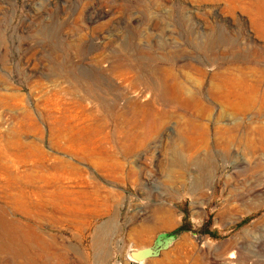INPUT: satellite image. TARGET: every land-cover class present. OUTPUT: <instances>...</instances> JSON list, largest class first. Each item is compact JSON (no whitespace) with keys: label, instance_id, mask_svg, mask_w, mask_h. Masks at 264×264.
Listing matches in <instances>:
<instances>
[{"label":"rangeland","instance_id":"rangeland-1","mask_svg":"<svg viewBox=\"0 0 264 264\" xmlns=\"http://www.w3.org/2000/svg\"><path fill=\"white\" fill-rule=\"evenodd\" d=\"M244 3L0 0V207L45 264H136L164 233L145 264H264V36Z\"/></svg>","mask_w":264,"mask_h":264},{"label":"bare ground","instance_id":"bare-ground-1","mask_svg":"<svg viewBox=\"0 0 264 264\" xmlns=\"http://www.w3.org/2000/svg\"><path fill=\"white\" fill-rule=\"evenodd\" d=\"M241 9L248 16L249 27L257 36L263 37L264 0H245V3L242 4ZM220 77L222 80L224 79V81L228 83L229 89L232 93L238 95L242 94L243 91L247 92V94L252 93L250 91L251 89L246 86L247 84H244L241 77L237 78L236 76L229 75H226L225 77L220 75ZM172 83L173 84H167L168 89L171 92L170 95L177 101L188 100L183 96L186 88L178 81H173ZM262 102H264V95ZM258 139L259 143H264L263 131L258 132ZM3 215V208L0 207V220H2V223H0V252H12L20 259L19 264H45L43 261L45 257L53 260V253L47 249L46 244L42 241L39 235L35 234V232L31 230L32 226L30 224L24 222L22 223L21 221L18 222V220L7 218ZM21 226L24 227L21 228ZM133 249L135 250V248ZM128 256V260H132L130 254ZM230 257L233 256L231 255ZM227 258H229V256ZM136 263L145 264L143 261Z\"/></svg>","mask_w":264,"mask_h":264},{"label":"water","instance_id":"water-1","mask_svg":"<svg viewBox=\"0 0 264 264\" xmlns=\"http://www.w3.org/2000/svg\"><path fill=\"white\" fill-rule=\"evenodd\" d=\"M173 241V236L168 233L160 234L150 246L137 248L130 252L134 262L144 261L149 257L157 256L161 250L166 249Z\"/></svg>","mask_w":264,"mask_h":264},{"label":"crops","instance_id":"crops-1","mask_svg":"<svg viewBox=\"0 0 264 264\" xmlns=\"http://www.w3.org/2000/svg\"><path fill=\"white\" fill-rule=\"evenodd\" d=\"M169 246H170V245H169ZM143 247H144V246H143ZM168 248H169V247H167L166 249H168ZM166 249L161 250L160 253H159L157 256L149 257V258H147L146 260L148 261V260L160 259V257L163 256V252H164Z\"/></svg>","mask_w":264,"mask_h":264},{"label":"built area","instance_id":"built-area-1","mask_svg":"<svg viewBox=\"0 0 264 264\" xmlns=\"http://www.w3.org/2000/svg\"><path fill=\"white\" fill-rule=\"evenodd\" d=\"M130 261L133 262V263H136V262H134L133 260H130ZM226 263H227V264H234L231 258H228V261H227ZM136 264H137V263H136Z\"/></svg>","mask_w":264,"mask_h":264}]
</instances>
